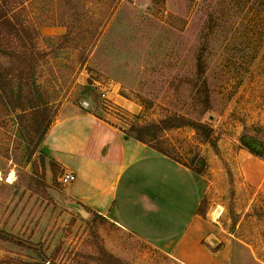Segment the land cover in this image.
I'll return each mask as SVG.
<instances>
[{
  "label": "rangeland",
  "instance_id": "rangeland-1",
  "mask_svg": "<svg viewBox=\"0 0 264 264\" xmlns=\"http://www.w3.org/2000/svg\"><path fill=\"white\" fill-rule=\"evenodd\" d=\"M3 17L0 264H196L66 195L44 145L66 102L131 137L132 125L188 123L150 129L146 145L204 158L196 244L234 236L264 259V159L239 142L244 125L264 135V0H0Z\"/></svg>",
  "mask_w": 264,
  "mask_h": 264
},
{
  "label": "crops",
  "instance_id": "crops-1",
  "mask_svg": "<svg viewBox=\"0 0 264 264\" xmlns=\"http://www.w3.org/2000/svg\"><path fill=\"white\" fill-rule=\"evenodd\" d=\"M44 145L63 170L74 173L66 195L138 239L175 240L177 249L196 264H264L250 245L234 236L219 239L215 249L196 244L201 237L197 177L107 120L63 103ZM189 241L195 242L196 251Z\"/></svg>",
  "mask_w": 264,
  "mask_h": 264
},
{
  "label": "trees",
  "instance_id": "trees-1",
  "mask_svg": "<svg viewBox=\"0 0 264 264\" xmlns=\"http://www.w3.org/2000/svg\"><path fill=\"white\" fill-rule=\"evenodd\" d=\"M0 20L4 23H7L8 25L12 26V20L9 18H0ZM170 118H163L160 119L158 122H153L151 124L148 125H132L130 127V130H132L134 132V134H132V137L144 144H148V141L146 140V132L149 131L150 129H160V130H164L170 127H177L180 125H186L188 123L184 122V123H170ZM193 128H195L196 130L201 131L203 138L206 141H209L210 144L212 145V147L216 148V142H217V138L216 136L212 135V127H210V125L201 123V122H195V123H191V125ZM261 131L262 132V128L260 126V124L257 125H244L243 129L240 133L239 136V142L240 144L247 149V151L249 153H251L252 155L259 157L261 159H264V135L263 137L258 135V132ZM256 132V133H255ZM152 148H154L157 152L164 154L168 157H170L171 159L183 164L184 166H186L187 168L190 169V171L196 176L199 177L203 174L204 171V167H205V161L204 158L201 155H194L190 161L189 164L182 162L180 160H178L177 158H175L172 154L168 153L167 151L159 148L157 145H150ZM201 201L200 204L198 206V214L200 207H201ZM100 220L102 221H107V219H105L104 217H102L100 215ZM52 264V263H49Z\"/></svg>",
  "mask_w": 264,
  "mask_h": 264
},
{
  "label": "built area",
  "instance_id": "built-area-1",
  "mask_svg": "<svg viewBox=\"0 0 264 264\" xmlns=\"http://www.w3.org/2000/svg\"><path fill=\"white\" fill-rule=\"evenodd\" d=\"M74 173L68 170H63L61 175L58 178L60 184L66 186L74 179Z\"/></svg>",
  "mask_w": 264,
  "mask_h": 264
},
{
  "label": "water",
  "instance_id": "water-1",
  "mask_svg": "<svg viewBox=\"0 0 264 264\" xmlns=\"http://www.w3.org/2000/svg\"><path fill=\"white\" fill-rule=\"evenodd\" d=\"M208 241H209L210 244H213V245L218 242V240L216 238H214V237L208 238Z\"/></svg>",
  "mask_w": 264,
  "mask_h": 264
}]
</instances>
